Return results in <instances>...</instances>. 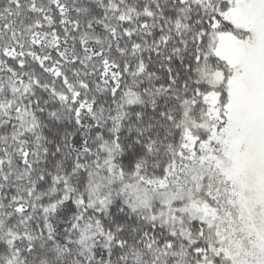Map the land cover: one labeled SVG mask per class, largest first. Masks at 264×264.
Here are the masks:
<instances>
[{
	"label": "snow or ice",
	"instance_id": "6c2138e0",
	"mask_svg": "<svg viewBox=\"0 0 264 264\" xmlns=\"http://www.w3.org/2000/svg\"><path fill=\"white\" fill-rule=\"evenodd\" d=\"M0 264H264V0H0Z\"/></svg>",
	"mask_w": 264,
	"mask_h": 264
}]
</instances>
